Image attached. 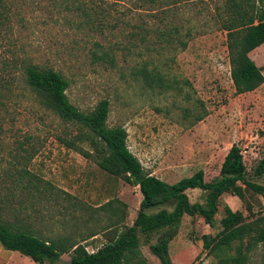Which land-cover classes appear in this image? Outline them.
<instances>
[{
    "label": "rangeland",
    "instance_id": "obj_1",
    "mask_svg": "<svg viewBox=\"0 0 264 264\" xmlns=\"http://www.w3.org/2000/svg\"><path fill=\"white\" fill-rule=\"evenodd\" d=\"M9 2L12 28L0 40V215L14 220L13 204L22 207L24 222L44 238L80 241L98 231L95 239L83 241L94 252L112 221L133 223L143 197L139 186L100 168L95 152L85 157L61 144L58 135L71 127L26 87L19 59L61 71L70 81V101L81 109L109 99L108 125L127 129L130 150L157 177L175 183L202 169L205 179L213 180L237 144L249 178L264 183V176L254 175V167L264 159V83L252 92L235 93L224 29L231 17L228 0ZM94 51L109 52L113 62L95 58ZM250 57L264 73V44ZM144 66L160 70L173 87L167 92L148 87L133 74L135 67ZM204 108L205 118L195 121ZM21 146L35 153L28 165L20 156ZM15 165L27 166L54 188L43 187L36 197L27 189L30 195L21 198V205L12 201L19 191L7 173ZM187 194L192 203L206 201L207 192L199 188ZM111 199H116L112 204L116 214L96 211ZM247 205L257 213L264 199L251 190L246 191L245 202L224 194L215 227L201 216L185 214L178 226L166 230L174 234L169 244L174 264H215L217 257L204 247L203 236H216L222 229L225 206L249 216ZM161 234H140L146 264H161L151 251ZM70 258L65 253L47 264H70ZM0 264L36 262L0 246ZM249 264H264V245L252 253Z\"/></svg>",
    "mask_w": 264,
    "mask_h": 264
},
{
    "label": "trees",
    "instance_id": "obj_2",
    "mask_svg": "<svg viewBox=\"0 0 264 264\" xmlns=\"http://www.w3.org/2000/svg\"><path fill=\"white\" fill-rule=\"evenodd\" d=\"M11 9L9 0H0V40L7 38L12 28ZM228 9L231 17L224 22V29L227 31V56L235 93L243 94L256 90L264 83L263 68L250 57L254 49L264 44V0H259V3L254 1L252 4L247 0H228ZM93 56L104 62H113V55L106 51L100 54L94 51ZM19 62H22L20 69L26 87L38 96L44 107L71 127V130L67 129L58 135L61 144L85 157L95 152L100 168L121 177L128 184L139 186L143 197L133 223L127 225L119 219L112 221L103 230L106 237L104 242L94 252L88 251L83 241L100 232L93 230L80 241H74L70 237L44 238L24 222L22 207H15L13 204L14 220L0 215V244L3 249L18 251L36 264L55 263L65 253L71 254L70 264H146L140 250V234L162 232L158 241L151 245L152 254L159 258L161 264H174L169 252L174 234L166 230L178 226L185 214L201 216L208 225L215 227L219 202L224 194L237 196L245 202L246 191L251 190L264 199V183L249 178L239 145L231 146L222 162L219 176L213 180L207 181L205 172L200 169L191 176L169 183L149 172L130 150L127 129L123 125H108L111 109L109 99L100 100L92 109H81L70 101L67 93L70 81L61 71L27 59H19ZM3 64L5 67L9 66L7 61H3ZM133 74L152 89L167 92L173 87L172 80L158 69L135 67ZM206 115L207 110L204 108L196 114L195 121L204 119ZM86 143L92 151L83 145ZM21 148L24 151L20 156L28 165L35 153L23 146ZM21 163L22 160L19 161ZM15 167L7 174L12 179V187L19 191L12 201L19 205L24 195H30L26 192L27 189L36 197L43 187L49 190L54 188L50 181L27 166ZM254 175L257 178L264 176V159L254 167ZM195 188L207 192L205 203L190 201L187 190ZM114 200L116 199L99 205L96 211L106 209L116 214L117 209H113L112 205ZM224 209L225 215L220 221L222 229L216 236L204 235V247L209 248L217 257L215 264H249L252 253L260 245H264V205L257 213L247 205L246 210L253 218L244 216L242 211L231 210L229 206Z\"/></svg>",
    "mask_w": 264,
    "mask_h": 264
},
{
    "label": "crops",
    "instance_id": "obj_3",
    "mask_svg": "<svg viewBox=\"0 0 264 264\" xmlns=\"http://www.w3.org/2000/svg\"><path fill=\"white\" fill-rule=\"evenodd\" d=\"M261 46H262V45H261ZM254 50H255V49H254ZM254 50H253V51H254ZM253 51H252V52H253ZM252 52H251V53H252ZM251 53H250V55H251ZM251 92H252V91H251ZM96 236H98V235H96ZM96 236H94V237H92V238L95 239ZM92 238H90V239H92ZM0 246H1V244H0ZM1 247H2V246H1ZM61 257H62V256H61Z\"/></svg>",
    "mask_w": 264,
    "mask_h": 264
}]
</instances>
